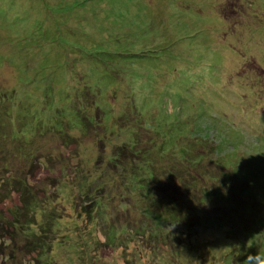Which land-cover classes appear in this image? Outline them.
Returning <instances> with one entry per match:
<instances>
[{
    "label": "rangeland",
    "instance_id": "1",
    "mask_svg": "<svg viewBox=\"0 0 264 264\" xmlns=\"http://www.w3.org/2000/svg\"><path fill=\"white\" fill-rule=\"evenodd\" d=\"M15 1L0 0V132L12 136L2 134L0 152L11 163L18 141L29 142L23 129L33 138L50 128L41 147L51 155L22 178L36 201L30 208L13 215L16 191L0 204V264H246L250 253L264 256V207L241 208L264 202V0ZM198 138L213 148L201 165L215 177L211 170L197 185L205 197L193 203L202 206L197 217L188 205L186 217H171L161 203L183 199L182 180L156 172ZM121 151L127 167L111 171L107 160L120 164ZM132 174L147 181L146 194ZM211 186L219 201L204 193ZM153 195L158 207L148 205ZM49 217L43 259L25 238L35 240ZM29 218L31 231L14 229L10 239L9 223Z\"/></svg>",
    "mask_w": 264,
    "mask_h": 264
},
{
    "label": "trees",
    "instance_id": "2",
    "mask_svg": "<svg viewBox=\"0 0 264 264\" xmlns=\"http://www.w3.org/2000/svg\"><path fill=\"white\" fill-rule=\"evenodd\" d=\"M19 0L15 1L18 2ZM20 2V1H19ZM262 31H264V29H262ZM263 35V33H262ZM263 39V38H261ZM260 39V40H261ZM150 53L147 54V56ZM76 117V116H75ZM77 119H79L78 117H76ZM78 122V120H77ZM32 125V124H31ZM35 127V126H34ZM43 128V127H42ZM26 129V128H25ZM59 130L57 132H60L63 129V126L61 125L60 128H53V131ZM34 130H36L34 128ZM33 130V131H34ZM43 130H50V128H46V129H40L38 132H36V134L32 135L35 137L31 138V132H28L27 130L21 131V132H25L23 134H29V136L27 137V139L29 140V142H27L26 144L20 141H18V143H22V144H16V148L15 151H11V158H12V162H9V158L5 157L6 153H1L0 152V204L5 203L6 201H8L9 199L12 198V193L13 191L18 192L19 195V201L18 203L15 202L13 203V205L9 208L10 211H13V215H21L22 211H25L26 207L30 208L31 204L33 202H36L33 200V197L31 195V193H28L30 189L26 190V194L24 195L23 191L25 190L24 188V181H23V177L25 179V171L28 169H31L32 172L36 169V166L41 163L44 159L47 160V157L50 156L51 154L48 153V149L46 147H41V141H43L41 138L43 136ZM11 131H13L11 129ZM13 133V132H12ZM0 132V141H3L2 139H4L5 137L9 136L10 138L11 136V132L7 133V134H3ZM22 134V135H23ZM14 139V138H13ZM34 139V140H32ZM31 140V141H30ZM38 141V142H37ZM45 141V140H44ZM207 139H202V138H198L196 140V142L194 144H186L182 147H176L180 153H182V159L186 161V163L188 164V169H187V174L186 177H184V171H181V167L184 166V164L182 163L183 161L181 160H172V158L167 159L169 162H165V164H167L166 167L161 168V172H156V176L159 177V174H163V171L165 170V178H167L165 180V182H170L171 179L175 178L176 180H182V187H183V193L184 195L182 196V200H175L173 202V204H169L168 202H164L162 201V210L161 212H169V216L174 217V212L179 214V217L183 216V210L182 208L185 205L188 206H192V209H188V213H191L193 217H197L196 212L202 208L201 205H193V203H195V199L197 198V200L201 199H205L204 196L199 197L198 195V188L197 185L200 184H204L203 183V179H206L209 177L210 173H211V168H209L207 171L205 169L206 166H211V165H206L203 166L201 165V160L203 157V154L206 153L207 149H209V152L213 151L212 146H209ZM2 144L0 143V150H2ZM215 149V148H214ZM3 151V150H2ZM121 157H120V156ZM257 155V154H256ZM119 156V157H118ZM126 153L124 151H121V153L118 154H114V157L117 158L118 162L120 164H116L114 165V161H110L107 160V164L108 166L111 168V171L116 170V167H118L119 165L121 167H127L126 166ZM10 158V159H11ZM122 158V159H121ZM44 160V161H45ZM37 162V164H36ZM117 162V163H118ZM191 162H193V164H191ZM113 163V164H111ZM107 170H109V168L107 167ZM253 170V169H251ZM204 171V174H202V172ZM154 172V170H153ZM212 175L214 174L213 170H212ZM90 177L92 176V173L89 174ZM133 177H135L137 180V185L140 188V191H146L143 194L147 193V189L146 187L149 185L146 184L147 181L141 182L144 178H142L141 175H137V174H132ZM149 177V175L147 176ZM215 177V174H214ZM223 177H226V174H224ZM224 186L226 185H233L232 182L227 183L226 180H220ZM146 184V185H145ZM181 186V185H180ZM168 188V187H167ZM243 188V187H242ZM150 189V188H148ZM158 188H156V193L158 192L157 190ZM236 188H233L230 186V189H228V193H231L230 190H232V192L235 190ZM28 191V192H27ZM193 193H190V192ZM204 193L208 196V195H213L212 197H214L217 201H219L217 198H220V196L223 197V194L218 191V189L216 190V188H213V186L207 188L206 190H203ZM236 191V190H235ZM149 193V192H148ZM186 193V194H185ZM234 193V192H233ZM142 194V196H143ZM246 195V194H244ZM193 197V198H191ZM227 199V198H226ZM31 200V204L30 201ZM196 200V201H197ZM221 201H223L221 199ZM254 201L256 202L254 205L252 203H245L242 205V209L244 210H249L251 208H253L254 206H256L258 209L260 207H264V202L263 201H258V199L256 197H254ZM157 202H159V198L155 197L154 195L151 197V201L148 203V205L152 206L157 204ZM164 202V203H163ZM160 204V203H159ZM157 204V207L158 205ZM257 214L259 215V217L264 218V216L262 214H260L259 210H257ZM18 217V216H16ZM183 217H186V215H184ZM260 218V220H261ZM0 219L4 222L7 223V221H5L3 219V217L0 215ZM32 218H29L26 221L20 222L18 219H16L15 221H12L9 223V228L13 229L12 234L10 233L9 237L10 239L13 240V233H14V229L15 231L21 232L23 231L24 233H26L27 231H31L30 224L32 223ZM18 224V226H17ZM51 225L52 222L50 220V217L47 221V225L46 224H41L37 227V229H39L38 234L39 235H35L37 238H35V240L33 239L32 241L30 240L31 235H34L32 232L31 234L27 235L25 238V244L28 245L29 247H32V249H37L39 247H41L42 250V257L43 259H45L44 253L48 252L50 249V236L52 234V229H51ZM17 226V227H16ZM16 227V228H15ZM45 248H47L45 250ZM11 252L13 253L14 256V250L12 249ZM38 258L41 259V255H38ZM36 264H47L46 262L43 261H37L36 260Z\"/></svg>",
    "mask_w": 264,
    "mask_h": 264
},
{
    "label": "clouds",
    "instance_id": "3",
    "mask_svg": "<svg viewBox=\"0 0 264 264\" xmlns=\"http://www.w3.org/2000/svg\"><path fill=\"white\" fill-rule=\"evenodd\" d=\"M246 264H264V256H260L258 253L248 254L246 259Z\"/></svg>",
    "mask_w": 264,
    "mask_h": 264
}]
</instances>
